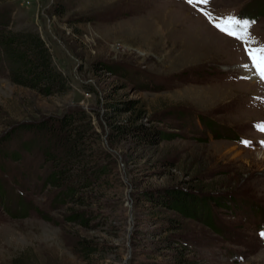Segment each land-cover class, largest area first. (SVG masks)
<instances>
[{
  "label": "rangeland",
  "instance_id": "rangeland-1",
  "mask_svg": "<svg viewBox=\"0 0 264 264\" xmlns=\"http://www.w3.org/2000/svg\"><path fill=\"white\" fill-rule=\"evenodd\" d=\"M228 14L255 21L264 44V0H0V31L39 32L67 77L55 92L17 83L0 45V264H180L181 251L184 264H264V79L242 67L247 45L215 26ZM209 27L212 49L196 43ZM120 96L146 104L159 142L111 144L105 112ZM76 108L101 135L94 156L113 168L86 222L67 219L74 205L45 185L43 149L22 145L40 136L18 128ZM173 187L209 195L210 208L183 214Z\"/></svg>",
  "mask_w": 264,
  "mask_h": 264
},
{
  "label": "trees",
  "instance_id": "trees-1",
  "mask_svg": "<svg viewBox=\"0 0 264 264\" xmlns=\"http://www.w3.org/2000/svg\"><path fill=\"white\" fill-rule=\"evenodd\" d=\"M59 11H64L62 4L59 5ZM0 45L6 54L12 69V79L15 82L50 92L67 86V77L65 78L62 71L51 63V53L39 32L12 31L6 28L0 31ZM105 114L106 121L110 125L111 144L116 143L117 138L134 135L140 139L141 144L148 145L149 141L159 142L160 137L164 136V133L155 126L147 125L148 111L146 104L140 98H123L122 96L113 98L108 102ZM86 118V110L76 108L63 115L45 117L29 123L20 122L18 125L20 131H28L31 135L40 136L38 140L46 141V144H40L35 137L30 138L28 135V138L22 141V145L27 152L32 150L31 146L36 142L43 149L45 159L48 163L50 162V172L46 176L45 185L49 184L55 189V194L61 195V200L58 202H62L67 208L69 205H74L68 208L71 213L69 212L67 219L80 222H86L87 215H93V205L98 203L96 200H99L96 184L101 187L100 181L105 183L109 181V175L113 170L109 162L101 161L94 156L95 152L90 146L91 139L93 136V140L100 139L101 135L97 130H92L91 123L84 122ZM22 151L14 150L8 153L12 158H19ZM100 153L101 151L97 154ZM170 193H172V207L179 209L183 214H195L194 210L200 206L204 211H208L212 202L209 195L202 196L191 189L173 187ZM60 203L55 205L58 206ZM42 216L48 220L53 218L51 215ZM208 223L213 226L210 220ZM175 228L179 229L180 226ZM176 237L179 241L182 240L180 235ZM164 240L166 244H170L169 247L173 245L171 236L165 237ZM185 246L186 244L184 249H186ZM80 248L86 252V256L97 250L91 240L81 241ZM178 258L180 264L188 260L183 251Z\"/></svg>",
  "mask_w": 264,
  "mask_h": 264
},
{
  "label": "snow or ice",
  "instance_id": "snow-or-ice-1",
  "mask_svg": "<svg viewBox=\"0 0 264 264\" xmlns=\"http://www.w3.org/2000/svg\"><path fill=\"white\" fill-rule=\"evenodd\" d=\"M191 3L192 0H189ZM203 3H207L208 0H202ZM255 21L249 20L247 18L237 16L235 14H228L227 16L220 19L215 26L225 34L236 38L245 43V52L251 61V65L244 64L242 67L254 68L261 79H264V44L255 42L254 37H252L250 29ZM249 41H253L255 46L249 44ZM261 130H264V126H261ZM247 143V141H244ZM264 235V233H262Z\"/></svg>",
  "mask_w": 264,
  "mask_h": 264
},
{
  "label": "bare ground",
  "instance_id": "bare-ground-1",
  "mask_svg": "<svg viewBox=\"0 0 264 264\" xmlns=\"http://www.w3.org/2000/svg\"><path fill=\"white\" fill-rule=\"evenodd\" d=\"M206 30V29H205ZM201 30V31H195L197 35V42L199 45H208L209 48L216 47L218 45V42L216 40V35H218L216 32L213 31L212 28H207V31ZM210 31V32H209ZM195 33V34H196Z\"/></svg>",
  "mask_w": 264,
  "mask_h": 264
}]
</instances>
